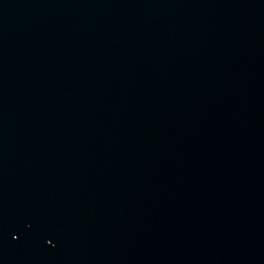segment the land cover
<instances>
[{"label":"water","instance_id":"obj_1","mask_svg":"<svg viewBox=\"0 0 264 264\" xmlns=\"http://www.w3.org/2000/svg\"><path fill=\"white\" fill-rule=\"evenodd\" d=\"M0 264H264V0H0Z\"/></svg>","mask_w":264,"mask_h":264}]
</instances>
